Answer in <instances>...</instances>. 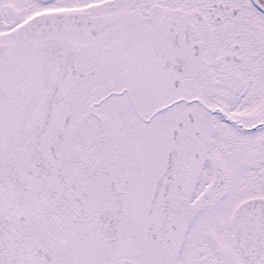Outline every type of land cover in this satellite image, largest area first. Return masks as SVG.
Returning a JSON list of instances; mask_svg holds the SVG:
<instances>
[{"label":"snow or ice","instance_id":"1","mask_svg":"<svg viewBox=\"0 0 264 264\" xmlns=\"http://www.w3.org/2000/svg\"><path fill=\"white\" fill-rule=\"evenodd\" d=\"M0 264H264V0H0Z\"/></svg>","mask_w":264,"mask_h":264}]
</instances>
